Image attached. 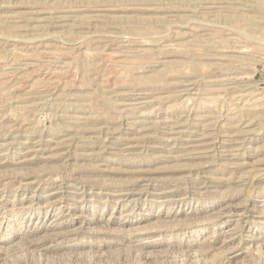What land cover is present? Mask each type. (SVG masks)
Instances as JSON below:
<instances>
[{
  "label": "rangeland",
  "instance_id": "obj_1",
  "mask_svg": "<svg viewBox=\"0 0 264 264\" xmlns=\"http://www.w3.org/2000/svg\"><path fill=\"white\" fill-rule=\"evenodd\" d=\"M0 264H264V0H0Z\"/></svg>",
  "mask_w": 264,
  "mask_h": 264
}]
</instances>
